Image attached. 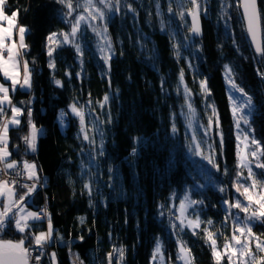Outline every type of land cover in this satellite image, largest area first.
Segmentation results:
<instances>
[{
	"label": "trees",
	"instance_id": "1",
	"mask_svg": "<svg viewBox=\"0 0 264 264\" xmlns=\"http://www.w3.org/2000/svg\"><path fill=\"white\" fill-rule=\"evenodd\" d=\"M228 3L233 7L227 28L220 15V0H206L207 15L202 14L204 36L185 41L191 23L187 15L181 20L179 13L192 8L187 0H159V7L157 0H121V11L110 13L107 22L114 53L109 71L96 47L99 38L90 30L80 40L84 48L82 61L72 46L64 45L54 51L55 68L50 69L46 38L52 32L69 31V25L63 21L66 8L55 0H7L5 11L10 14L18 11L19 24L28 29L27 54L22 60L29 61L32 69L31 90L18 88L11 93L12 102L21 108L30 106L34 124L38 129L44 127L37 139L36 152H26L27 145L21 139L28 133L25 113L20 126L10 128L8 133L10 161L34 159L39 180L46 179L44 191L39 189L28 200L32 201L29 206L36 209L46 200L54 229L65 242H70L69 245L53 240L48 247L47 253L51 250L56 253L57 264H80L81 260L84 264H107L106 253L114 245L125 248L123 264H153L157 236L163 244L166 264H181L176 258L178 238L191 249L193 264H215L203 231L209 219L213 221L209 230L222 233L216 236L218 249L223 252L226 238L231 242L232 222L225 221L223 200L247 202L232 186L238 169L224 66H230L233 79L253 97L255 109L251 119L255 136L264 143V77L259 74L264 73V59L256 55L249 42L242 10H236L235 0ZM127 4H132L135 12L128 11ZM169 6L173 13L168 11ZM259 9L264 30V0H259ZM174 43L179 47V58L174 55ZM181 69L184 85L192 93L198 122L203 125H207L211 115V110L205 108V96L200 88V81L207 79L211 90L207 103L215 104L226 138L225 155L218 160L220 172L189 150L192 133L183 113ZM66 71L71 75H65ZM77 72L82 73L79 79ZM53 78L61 80L63 87L56 86ZM105 94L110 96V101L101 108L97 102ZM30 99L31 105L21 103ZM89 99L95 111L86 116L85 125L88 135L95 137L97 150L101 141L99 132L103 133L104 155L97 156L94 163L89 154L95 153L91 152L92 145L83 139L79 118L69 111L67 127L63 130L57 122L58 113L68 110L74 100L79 107ZM94 117L99 121L110 117L111 122L99 123ZM173 123L177 126L175 134L171 130ZM215 139L218 141V137ZM82 163L86 171L97 174L92 179L91 197L83 188L89 177L82 170ZM209 171L215 184L227 185V191L221 193L212 184L193 189L191 198L205 201L200 216L203 223L196 229V235L189 229L179 233V237L173 235L168 225L170 219L179 223L175 220L179 199L194 184L205 183ZM253 171L258 180L264 181V175H260L264 169L253 164ZM243 175L247 176L246 169ZM80 217H84L83 224ZM188 217L195 219L191 210ZM44 229V222L35 228ZM252 230L264 239V224L256 223ZM0 239L18 241L21 235L8 229L0 233ZM251 247L255 248L254 242ZM69 248L79 255L76 262L70 259ZM43 264H50L49 256ZM221 264H228L226 256Z\"/></svg>",
	"mask_w": 264,
	"mask_h": 264
},
{
	"label": "snow or ice",
	"instance_id": "2",
	"mask_svg": "<svg viewBox=\"0 0 264 264\" xmlns=\"http://www.w3.org/2000/svg\"><path fill=\"white\" fill-rule=\"evenodd\" d=\"M56 3L64 6L66 11L63 13V21L69 25V31L61 30L59 33L52 32L46 38L47 55L49 57L48 67L55 68V60L53 53L58 47L70 45L75 49L77 57L81 59L84 55V48L79 42L85 38V33L90 29L92 33L99 38L97 48L101 59L110 71V61L113 53L112 40L107 35V22L110 13H119L121 11V0H55ZM187 3L192 5L186 13L181 11L179 13L181 20L185 16H190L192 23L189 28V35L184 39L191 41L193 37L201 35L202 29L200 25V16L207 15L206 0H187ZM7 0H0V21H7L8 27H0V73H3L5 82L0 83V117L4 116L7 109L11 110V117L3 120L0 123V173L9 174L14 173L15 178L8 180H0V233H4L8 229H12L21 235L18 241L0 239V264H43L42 257L50 256V264H56V253H47L45 249L51 246L53 240H59L60 243H69L63 240L56 229H54L51 214L48 212L46 205L39 211L29 210L27 205L30 199L40 188L44 187L39 182L38 166L35 162L27 160L20 162L11 160V152L9 151L8 133L10 128H18L21 124V117L27 114L28 133L21 137L24 144L27 145L26 152L35 153L37 150L38 136L43 132V129H38L32 119L31 107L21 108L12 104L10 99V91L15 92L19 89L32 88V69L29 66V61L23 60V75L20 76V62L21 58L25 56L28 45L25 43V36L28 29L25 26H19V43L13 41L11 44L6 43L5 40L11 39L13 35V26L17 24L18 11H13L9 17L5 13ZM221 18L225 20V27H228V21L231 19L229 12L233 5L228 3V0H220ZM159 7V0H157ZM127 10L135 12L132 4L126 5ZM183 7V6H182ZM234 7L237 11L242 9V20L245 22V30L247 35L251 37L252 43L255 45V53L264 59V47L261 46L259 40L261 28V11L257 6V0H235ZM168 11L173 13V8L169 6ZM157 15H160L157 12ZM97 22L100 26H98ZM165 29L163 21L161 22V30ZM63 37L61 40L59 37ZM233 44H237L233 40ZM173 48L176 49L174 55L180 57L179 47L174 43ZM183 46V45H181ZM6 53V54H5ZM191 67V64H189ZM225 79L229 84L230 89V107L233 116V125L236 133V158H237V173L236 179L233 181V187L237 193L244 197L247 203L236 199L235 202L223 200L225 221L232 222V236L231 242L226 238L223 252L218 249L217 235L222 233H214L210 231L213 221H207L208 227L203 229L205 234V243L210 242L211 254L215 260V264H221L222 257L226 256L228 264H264V256H259V253H264V239L257 236L253 232V226L256 223L264 224V181L257 179V173L253 171V164L258 169H264V143L258 140L255 136V129L253 127L254 121L251 119L255 109L254 100L244 88L240 87L233 79V70L229 65H225ZM264 77V73H259ZM65 75L70 76L71 73L65 72ZM76 78H81L82 73L77 72ZM7 81H11L10 86H6ZM53 82L58 87H63L61 80L53 78ZM179 82L184 86V101L187 106V112L184 113L186 117V126L191 131L192 135L189 139V150L195 155L200 156L202 160L207 162L211 169L220 172L221 166L218 163L225 155L226 138L221 128V121L219 113L215 104H208L207 98L211 96V90L207 86V79L200 81L201 92L205 96V108L211 110V115L208 116L207 125L194 123L197 121L196 109L191 103L192 93L184 85V70L181 69L179 74ZM110 83V82H109ZM163 83V82H162ZM239 93V96L236 95ZM90 95V94H89ZM110 101V96L105 94L101 101L97 103L101 108H104ZM22 104L31 105V99ZM78 101H73L69 105L68 110H61L57 119L61 126H64L68 112L79 118L80 131L83 133V139L92 145V153L90 160L94 163L97 156L104 155L103 151V133L99 129L101 136L100 148L96 149L95 137L88 135V129L85 125L86 116H90L95 111L92 108V101L89 99L85 104H80L77 107ZM99 123H110L109 117L106 121H99L98 117L93 118ZM172 133L177 132L175 123L171 126ZM202 133V135H200ZM218 137V141L215 139ZM241 143L244 145V151L241 150ZM194 145V147H193ZM83 153V149L81 150ZM135 155L136 148L132 149ZM10 161V162H9ZM247 170V176L243 175V171ZM82 170L85 166L82 163ZM109 173L112 172L110 168ZM224 175H228V169L224 168ZM89 180L84 183L83 188L88 190V194L92 195V179L97 174L95 172H88ZM260 175H264L261 172ZM27 178L32 183L21 182L22 177ZM208 179L203 184H194L192 189H186L182 198L179 199V208L177 212L179 215L175 216V220L179 223L169 220V228L172 229L173 235L179 237V233L189 229L193 235H196V229L200 228L203 221L200 219L203 211L204 199H192L191 192L193 189H203L209 184L217 187L221 193L227 191V185L217 186L211 179L212 173H207ZM112 176H109L111 181ZM251 181L249 184L248 181ZM17 188L23 189V194L17 193ZM241 188L243 191L241 192ZM175 195V193H173ZM91 204V199L89 200ZM163 207V206H161ZM215 207V206H214ZM233 209H238L239 212H233ZM189 210L195 215V219H189ZM239 213L244 215L241 217ZM163 215V212L161 213ZM171 215V214H170ZM47 220L46 231H36L37 224H43ZM80 223H84V217H80ZM127 222V221H126ZM223 227V225H221ZM83 240V237L79 238ZM255 243V248L251 247ZM178 254L177 260L182 261L183 264H193V257L191 249L187 247V243L182 239H177ZM35 253V254H34ZM125 248L123 246L117 248L115 245L112 250L106 253L107 264H123ZM79 258L78 254H75ZM235 258V259H234ZM159 259L163 264V244L159 236L156 237L155 245L152 253L153 264ZM80 264H84L83 260Z\"/></svg>",
	"mask_w": 264,
	"mask_h": 264
},
{
	"label": "rangeland",
	"instance_id": "3",
	"mask_svg": "<svg viewBox=\"0 0 264 264\" xmlns=\"http://www.w3.org/2000/svg\"><path fill=\"white\" fill-rule=\"evenodd\" d=\"M5 13H6V15H8L9 17L11 16V14L10 13H7L6 11H5ZM97 24H98V26H100L99 25V23L97 22ZM19 26H21L20 24H19V20H18V18H17V24L16 25H14L13 26V35H12V38L11 39H7L6 38V40H5V42L6 43H9V44H11L13 41H15L16 43H17V45H18V43H19V32H18V28H19ZM0 27H4V28H7L8 27V23H7V21H0ZM90 30V29H89ZM91 31V30H90ZM79 42H81V41H79ZM97 43H98V40H97ZM97 43H96V47H97ZM46 47V46H45ZM46 51H47V47H46ZM6 54V53H5ZM19 71H20V76H21V78H22V75H23V60H22V58H21V62H20V67H19ZM1 74H3V73H1ZM2 82H5V78L3 77V79H0V83H2ZM10 84H11V81H7V83H6V86H10ZM226 86H227V96H228V101H229V107H230V100H229V96H230V89H229V84H228V82L226 81ZM236 95L237 96H239V93H236ZM192 103V102H191ZM193 105V104H192ZM194 107V106H193ZM196 109V108H195ZM7 111H9L8 113H6L7 115H4V116H2L1 118H4V120L5 119H8V118H10L11 117V115H12V113H11V110L10 109H7ZM230 111H231V107H230ZM185 112H187V106L185 105V111L183 112V113H185ZM60 113V112H59ZM58 113V114H59ZM231 115H232V113H231ZM58 117V116H57ZM233 117V116H232ZM57 122H58V125H60V128L63 130V129H65L66 127H67V125H66V121H65V124H64V126H61V124L59 123V121H58V119H57ZM194 123H198L199 124V122H198V120L197 121H194ZM43 131H44V127H43ZM234 133H235V129H234ZM200 135H202V133H200ZM235 139H236V133H235ZM236 145H237V140H236ZM235 149H236V147H235ZM237 150V149H236ZM241 150H242V152L244 151V145H243V143H241ZM9 151H10V149H9ZM23 160H27V161H29V162H35V164H36V161L34 160V159H23ZM15 161H18V160H15ZM10 162V161H9ZM38 175H39V172H38ZM44 179H45V177H44ZM46 182V179H45V181H44V185L46 184L45 183ZM20 191V190H19ZM24 191V190H23ZM23 191H20V195H22L23 194ZM243 191V189L241 188V192ZM17 192H18V188H17ZM32 201L31 200H28V202H27V205H26V207H28L29 208V210H31V211H38V209H36V208H32L31 206H29L30 205V203H31ZM179 208V204H178V207H177V209ZM177 215H179V213L177 212ZM189 218V217H188ZM190 219V218H189ZM47 230V225H46V228L44 229V230H38V231H46ZM37 231V232H38ZM54 251L53 250H51L50 252H49V254H51V253H53ZM68 253H69V256H70V259L72 260V261H74V262H76L77 260H78V258H77V256L75 255L76 253L74 252V250H72L71 248H69L68 249ZM49 258H50V256H49ZM181 262V264H183V262L182 261H180ZM156 264H161V261L159 260V259H157V261L155 262ZM56 264H57V257H56ZM163 264H166V259L164 258V255H163Z\"/></svg>",
	"mask_w": 264,
	"mask_h": 264
},
{
	"label": "built area",
	"instance_id": "4",
	"mask_svg": "<svg viewBox=\"0 0 264 264\" xmlns=\"http://www.w3.org/2000/svg\"><path fill=\"white\" fill-rule=\"evenodd\" d=\"M11 101H13V99H11ZM3 122V120H1L0 119V123H2ZM0 167H3V165H0ZM10 178H15L14 177V173H9V174H3V173H0V180H8V179H10ZM21 179V182H26V183H32V181H28L27 180V178H26V176L25 177H22V178H20ZM44 181H45V179L43 180V181H41V180H39V182L40 183H42L43 185H44ZM46 183V182H45ZM45 186V185H44ZM43 188L44 187H42V188H40V190H42V191H44L43 190ZM20 190H22L23 191V189H20ZM46 205V207H47V210H48V212L50 213V208H49V205H48V202L46 201V200H43V203L41 204V206H40V208L38 209V211L42 208V207H44ZM44 221H46V219L44 220ZM45 251H46V249H45ZM35 254V253H34ZM44 257V259H45V257L46 256H43ZM42 257V258H43Z\"/></svg>",
	"mask_w": 264,
	"mask_h": 264
},
{
	"label": "water",
	"instance_id": "5",
	"mask_svg": "<svg viewBox=\"0 0 264 264\" xmlns=\"http://www.w3.org/2000/svg\"><path fill=\"white\" fill-rule=\"evenodd\" d=\"M257 6H258V8H259V0H257ZM242 10V9H241ZM243 11V10H242ZM188 19H189V23H192V20H191V17L190 16H188ZM200 25H201V29H202V32H201V35H199V36H195L194 38L195 39H198V38H202L203 36H204V33H203V29H204V22H203V20H202V15L200 16ZM263 35H264V30H263V24H262V20H261V28H260V34H259V40H260V43H261V46L262 47H264V37H263ZM249 37V42H251V46H252V48H253V50H254V52H255V45L252 43V41H251V37L250 36H248ZM257 55V54H256ZM258 56V55H257ZM258 57H260V56H258ZM28 202V201H27Z\"/></svg>",
	"mask_w": 264,
	"mask_h": 264
},
{
	"label": "crops",
	"instance_id": "6",
	"mask_svg": "<svg viewBox=\"0 0 264 264\" xmlns=\"http://www.w3.org/2000/svg\"><path fill=\"white\" fill-rule=\"evenodd\" d=\"M2 79H3V78H2ZM11 93H12V92L10 91V99H12V95H11ZM12 104H13V102H12ZM8 112H9V111L6 110V113H8ZM6 113H5V115H7ZM0 119H1V120H4V118H1V117H0ZM42 129H43V128H42ZM22 161H23V160H22ZM22 161H18V162H20V167H22ZM19 189H20V188H18V192H17L18 194H20Z\"/></svg>",
	"mask_w": 264,
	"mask_h": 264
},
{
	"label": "bare ground",
	"instance_id": "7",
	"mask_svg": "<svg viewBox=\"0 0 264 264\" xmlns=\"http://www.w3.org/2000/svg\"><path fill=\"white\" fill-rule=\"evenodd\" d=\"M44 223H45V228H46V225H47V221H44ZM48 251V247L46 248V252ZM47 257V256H46ZM46 257H45V259H46ZM44 259V257L42 258V261H44L45 260Z\"/></svg>",
	"mask_w": 264,
	"mask_h": 264
}]
</instances>
